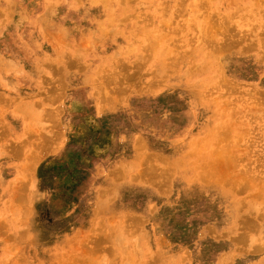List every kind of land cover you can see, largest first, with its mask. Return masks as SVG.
I'll return each mask as SVG.
<instances>
[{
    "label": "rangeland",
    "instance_id": "rangeland-1",
    "mask_svg": "<svg viewBox=\"0 0 264 264\" xmlns=\"http://www.w3.org/2000/svg\"><path fill=\"white\" fill-rule=\"evenodd\" d=\"M238 1L210 3H224L231 9ZM129 2L134 5L131 14L139 10L138 0ZM160 3L164 11L185 5L183 0ZM51 6L50 0H0V9L6 11V16L0 13V52L12 44L9 33L17 43L20 39L14 30L35 27L34 15L43 18ZM77 7L73 4L70 9L77 11ZM80 16L62 26L69 29L48 25L43 21L47 18H39L37 26V43L43 46L40 58L48 54L56 61L61 51L71 50L82 57L76 65L58 71L56 63L43 58L39 73L30 76H24V69L2 70L0 65V264H264V248H257L264 241V135L259 122L240 127L238 157L254 158L260 167L244 159L234 166L236 172L231 173L245 188L236 193L243 200L240 219L235 229H229L209 218L211 198L205 197V190L204 198L202 189L194 191L196 180L185 193V166H177V155L170 152L176 131L185 141L199 132L195 124L172 120L173 106L181 96L179 86L169 87L167 82L173 70L159 74L152 66L138 72L136 57L114 64L133 78L127 79L122 97L119 94L123 106L98 114L89 103L91 97L83 94L97 95L94 84L79 83L78 77L89 64L97 63L91 53L108 35L96 30L82 33L77 27L86 21L77 22ZM149 40L158 43L156 38ZM255 49L241 55L244 65L255 66L250 56L262 52ZM109 52L104 57L110 58ZM14 55L3 59L6 66L24 61V56ZM261 63L262 59L259 69ZM153 69L161 81L148 87ZM237 77L233 80L264 91V85H255L257 79L264 80V71ZM113 84H106L110 93ZM182 99L190 103L193 96ZM221 110L220 125L229 126L230 118L223 114L224 107ZM239 111L241 120L250 117L244 108ZM188 157L196 162L195 156ZM199 183L202 187V180ZM206 186L208 192L213 188L210 183Z\"/></svg>",
    "mask_w": 264,
    "mask_h": 264
},
{
    "label": "bare ground",
    "instance_id": "bare-ground-1",
    "mask_svg": "<svg viewBox=\"0 0 264 264\" xmlns=\"http://www.w3.org/2000/svg\"><path fill=\"white\" fill-rule=\"evenodd\" d=\"M160 1L138 0V5H135L139 10L133 11L135 13L131 14L130 9L134 5H131L129 0H50L52 10L43 12V18L47 19L43 20L39 14H35L33 17L35 27L14 30L16 33L18 32V39H20V41L17 40L18 44L14 42L13 34L9 33L12 44L1 48L0 65H2V70H11L15 67L24 69V76L38 74L43 58L56 63L58 71L60 69L64 71L66 67L71 68L72 64L76 65L80 56L77 57L69 48L70 51L63 49L60 56L56 57V61H53V58L48 54L40 58L43 46L42 42L41 44L37 43V36H40L37 26L43 20L48 25L64 29L68 26H62L67 25L77 15H81L76 21H86V24L81 28L77 27L78 30L83 31L82 33L96 30V32L101 31L108 35L98 49L91 53L95 58L93 60L97 63L89 64L86 73L78 77L79 83L94 84L95 89H93L96 90L97 95L91 91H84L83 94L89 100L91 97L89 103L98 114L105 111L106 108L123 106V103H119L122 99L121 94L128 87L127 79L133 78L132 75L122 72L121 68L115 69L114 64H120L121 61L136 57L138 72L145 68L150 70L152 66L159 74L165 73V69H172V75H169L170 78L167 82H169V87L173 84L178 85L181 95L173 106L172 120L178 124L181 122L195 124L199 130L197 134L189 136L186 141L182 139L181 131H176L174 135L176 141L170 147V152L177 155L174 157L175 164L185 166L182 175L184 191L185 193L189 192L191 182L196 180L197 182L193 184L194 191L198 192L202 189L204 198L203 190H205L207 194L205 197L211 198L212 203L207 211L210 215L209 218L216 219V223L221 222L229 229H235L240 219L241 207L240 201L235 195L238 182L231 172L236 171L234 166L240 159H244L245 163L253 162L255 167H260L254 158L238 157L239 144L237 142L243 134L240 127L243 123L259 122L257 125L260 126V134L264 135V91L233 79L238 78L237 76H244L248 71L255 73L264 71L261 70L264 69V0H239L231 9H226L224 3L212 2L213 4H211L210 0H183L186 6L179 5L180 8H177L179 6L175 4L167 11L161 7ZM73 4L78 5L75 8L77 11L70 9ZM151 7L152 10H150ZM156 7L160 8L156 9ZM5 12L4 8L0 9L3 16H6ZM148 37L156 38L158 43L150 44ZM86 44L88 43L86 42ZM125 44H129L128 49ZM123 47L124 52L126 51L125 54H122ZM255 48L261 49L262 52L257 51L258 53L254 52V55L250 56L255 66L248 67L244 65V61L240 57L245 52L253 49L258 50ZM108 50L112 53L110 58L104 57ZM46 53L48 52L46 51ZM228 53H233V55L227 57ZM14 54L24 56V61H15L14 67L6 66L5 57L8 55L13 57ZM88 58L90 57L85 59ZM260 59L263 60L261 63L263 68L259 69ZM153 71L154 69L147 80L146 86L148 87L158 85L161 81V76L153 74ZM227 72L234 78L228 79ZM70 74L72 73L67 76ZM172 77L173 79H171ZM258 80L255 85L262 87L264 80ZM109 81L114 83L111 93L106 89V84ZM98 88L101 89V92H98ZM110 96H114L111 102ZM116 96L118 97L116 98ZM187 96L189 99L190 96H193L190 103L182 99ZM243 96H246L247 99ZM205 97L206 99H204ZM249 100L253 106L249 105ZM77 105L84 107L80 102ZM229 105H231L230 108ZM38 106L41 105L38 104ZM244 106L247 107V110ZM85 107L90 106L86 105ZM221 107L222 109L224 107L226 111L223 114L226 113L230 118L229 126L226 122L228 120H225L226 126L220 125L223 124V119L220 120ZM240 108H244L246 112L250 113L247 120L240 119V115L237 113ZM42 110L40 109V115ZM212 128L213 131H211ZM199 143L202 147L200 150ZM198 151L201 152L196 156ZM119 153L122 155L123 152ZM261 154L264 152L261 151ZM188 155L195 156L196 162ZM215 157L216 159L218 157L219 162L214 160ZM123 170L127 172L126 169ZM257 170L261 172L260 169ZM201 174L204 175L203 178ZM198 179L202 180V187L197 186H200ZM206 183L213 185L210 192H208ZM201 220L204 222L205 217ZM202 222L199 225H202ZM239 222L242 226L246 224V222L244 224ZM257 248L263 249L264 241L258 244Z\"/></svg>",
    "mask_w": 264,
    "mask_h": 264
},
{
    "label": "crops",
    "instance_id": "crops-1",
    "mask_svg": "<svg viewBox=\"0 0 264 264\" xmlns=\"http://www.w3.org/2000/svg\"><path fill=\"white\" fill-rule=\"evenodd\" d=\"M245 127H241V129H244ZM248 128V127H247ZM243 132V131H242ZM234 172H236V171H234ZM240 184V183H239ZM241 187H242V185H240V186H238V188H237V191L235 192V195H236V193L238 192H242L243 191V189L245 188H243L242 187V189H241ZM241 190V191H240ZM236 197H237V195H236ZM261 197H264V190L261 192ZM238 198V200L240 201V207L242 208V203H243V200H241L240 199V197H237ZM264 199V198H263ZM248 203V202H247ZM246 207H247V204H246Z\"/></svg>",
    "mask_w": 264,
    "mask_h": 264
}]
</instances>
